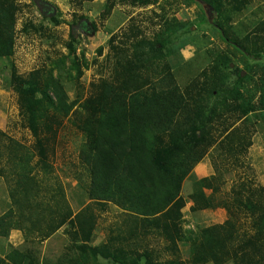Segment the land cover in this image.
Segmentation results:
<instances>
[{"label":"trees","instance_id":"16d2710c","mask_svg":"<svg viewBox=\"0 0 264 264\" xmlns=\"http://www.w3.org/2000/svg\"><path fill=\"white\" fill-rule=\"evenodd\" d=\"M201 1L226 19L245 4H241L245 0ZM106 9H110L108 4ZM17 13L18 0H0V58L9 59L15 53ZM185 24L179 20L170 23L167 31L171 38L160 35L155 40L132 42L131 52L129 48L113 45L118 49L113 79L102 80L99 89L84 101L70 97L53 69L41 79L36 71L21 76L12 67L11 85L18 93L20 108L36 144L35 148L28 146L0 129V156L9 163L0 172L8 173L15 183L10 189L13 204L0 216V236L7 237L12 229H19L26 237L38 231L39 236L47 238L66 226L68 233L74 234L68 247L71 251L62 254L56 262L45 264H185L177 257L161 258L163 250L149 247L141 252L145 237L144 232L140 233L142 227L148 234L154 233L167 242L164 251L170 249L175 253L179 242H189L197 264L211 260L216 264L226 260L235 264H264V185L242 179L228 193L222 191L225 184L222 170L201 178L192 172L216 143L221 147L219 158L224 161L251 146L253 124L248 122L255 121L256 125L262 119L264 124V76L247 98L241 87L252 75L244 69H232L229 53L222 52L214 59L213 73L206 72L204 79L194 80L192 87L183 88L170 69L164 72L157 67L168 55L163 52L167 43H176L177 50L183 48L172 34L179 36ZM217 25L225 40L232 39L219 20ZM187 30H190L188 26ZM238 37L232 41L244 55L264 56V41L260 42L256 36L250 40V35H246L243 44V39ZM72 38V41L76 39L73 34ZM68 47L64 59L72 57L70 68L76 69L80 76V60L74 57L76 47L73 42ZM231 70L237 74L233 78ZM155 72L163 73L155 76ZM257 92V102L253 103ZM78 105L86 113L79 123L86 136L80 155L90 172L91 202L74 214L65 195L62 193L57 198L53 192L56 190L50 185H46L45 195L40 197L42 188L34 174L36 165L50 166L46 161L48 137L41 130H52L53 122H59L62 115L69 116ZM225 112H238V119L247 121L245 127L229 130L232 123L223 121ZM252 113L254 116L250 117ZM218 122L224 124L223 129L216 125ZM214 131L219 135L215 136ZM41 168L48 172L46 167ZM189 176L194 178L196 187L190 195L193 211L218 207L228 211L233 207L246 210L252 213L255 234L242 233L237 220L230 217L196 233L191 231L187 236L181 225L186 203L182 190ZM206 189L211 191L206 193ZM93 203L103 207L107 203L117 205L129 216L128 228L120 229L122 233L110 236L106 242L93 244L96 226ZM0 262L40 264V259L30 247H14L5 257H0Z\"/></svg>","mask_w":264,"mask_h":264},{"label":"rangeland","instance_id":"374dc122","mask_svg":"<svg viewBox=\"0 0 264 264\" xmlns=\"http://www.w3.org/2000/svg\"><path fill=\"white\" fill-rule=\"evenodd\" d=\"M45 1L56 7L55 14L42 11L35 0H18L15 53L9 59L0 58V129L33 148H35L36 138L20 108L18 93L11 85L13 66L21 76H28L32 71H36L39 76H42L41 79L50 74L53 69V74L60 77L70 97L72 99L80 97L81 101H84L99 89L98 85L102 80L113 79L114 60L118 47L129 48L131 52V44L137 40H155L160 35L166 39L171 38L167 27L170 23L179 20L186 23L185 28L177 37H173L172 34V38L180 46L183 45V48H179L178 51L176 43H167L163 47V52L168 55L158 62L160 67L157 69L164 72L170 69L183 88L190 87L194 80L204 79L206 72L213 73L211 68L212 64H215L214 59L218 53L222 52L229 53L232 69H244L246 73L252 75V78L245 80L241 87L247 98L250 97L251 92L254 93L255 83L264 76V56L261 58L248 54L246 56L240 50L241 48L236 49L232 41L238 36V39L242 40L246 35H250V40H254L256 36L260 42L264 41V0L243 1L241 4L245 3L244 6L241 5L240 9L234 10L230 19L219 16L201 0H153L148 4L132 3L131 0ZM229 1L236 3L233 0ZM107 4L110 6L109 10L106 9ZM52 16L56 18L53 19ZM217 20L230 31L229 35L232 39L228 41L222 37ZM84 23H89L88 27L83 26ZM187 26L190 30H187ZM72 34L76 38L74 41H72ZM69 42H73L76 47L74 57L77 56L80 60L82 69L80 76L76 69L70 68L72 57L64 59L69 53ZM115 44L116 49L113 46ZM158 46L160 47L161 44ZM62 59L65 60L64 64L61 62ZM167 65L169 67H166ZM230 72L231 78H233L232 75H237L232 70ZM162 73L155 72V76H161ZM258 95V92L254 95L253 103L257 102ZM81 111L78 105L69 116L62 115L59 122H53L52 130L45 128L41 130L43 136L48 137L46 161L50 166L36 165L39 158L34 159V164L38 167L34 179H37L42 188L39 196L43 197L46 185H50L56 190L53 192L57 198H60L62 193L65 195L74 214L91 202L90 172L80 155L81 145L86 140L84 131L79 126L80 117L86 116V113ZM238 116V112H225L223 121L228 120L232 123L229 130L245 127L247 121L243 118L239 120ZM253 116L254 113L250 115V117ZM262 121L261 119V123L256 125L255 121L248 122L253 124L250 127L254 135L251 136L252 144L246 151L236 152L224 161L219 158L221 147L216 143L205 155V161L212 167L211 171L214 173L218 170L223 171L225 179V184L222 186L223 192L231 193L233 186H237L239 184L237 182L242 179L264 185V124ZM216 125L220 129L224 128L221 122ZM214 135L218 136L219 132L214 131ZM254 146L255 155L252 154ZM6 160L0 156V170L9 166ZM41 167H46L48 172ZM193 174L201 178L194 172ZM199 174L202 175L203 171ZM13 185L15 183L8 173L0 172V211H7L12 206L10 189ZM195 188L194 178L187 177L182 190L186 203L182 209L184 215L181 221L182 229L187 236L191 235L189 233L191 231L196 233L203 227L223 223L230 217L237 220L236 223L242 233H247L248 236L255 234L252 213L246 210L233 207L231 211H228L225 207H218L193 211L194 201L190 195ZM210 191V189L205 190L206 193ZM92 207L96 217L93 244L99 245L106 242L110 236L122 233L120 229L128 228L126 220L129 216L117 205L107 203L103 207L93 203ZM20 231L22 233L20 238L23 240L21 243L16 237H10V235L0 237V257H5L14 247H30L39 256L40 264H45L56 262L62 254L71 251L68 247L72 243L71 238L74 234H69L66 226L47 238L39 236L38 231L28 237L22 230ZM142 232L145 233L143 235L145 237L143 247L140 248L141 252L151 247L149 249L163 250L160 254L163 259L177 257L185 264H197L193 260L189 242H179L173 253L170 249L164 251L163 247L167 245V242L158 235L148 234L147 230L141 227L140 233ZM0 264L3 263L0 262ZM198 264L216 263L211 260ZM223 264L235 263L226 260Z\"/></svg>","mask_w":264,"mask_h":264},{"label":"crops","instance_id":"0c3cea01","mask_svg":"<svg viewBox=\"0 0 264 264\" xmlns=\"http://www.w3.org/2000/svg\"><path fill=\"white\" fill-rule=\"evenodd\" d=\"M252 154L255 155V146L252 149ZM205 157L200 162H198L194 166V168L192 170V172H194L195 174H197V175H199L201 177L209 176V175H212L214 173L213 171L210 170V168L212 169V167H211V165L208 162L205 161V159H206ZM200 171H203V174L202 175L199 174ZM9 202H10V200H9ZM4 212H5L4 210H1L0 211V216ZM11 231L12 232H10V237H16L17 238V241L19 243H21L23 241L22 238H20V237H22L21 231L19 229H12ZM0 237H3V236H0ZM3 256H5V255H3Z\"/></svg>","mask_w":264,"mask_h":264},{"label":"water","instance_id":"95a60500","mask_svg":"<svg viewBox=\"0 0 264 264\" xmlns=\"http://www.w3.org/2000/svg\"><path fill=\"white\" fill-rule=\"evenodd\" d=\"M35 1L38 3V5L40 6L42 11H45L46 13H50V14L56 13L57 9L53 4H51L45 0H35ZM207 5L210 8H212V10H214L212 6H210L209 4H207Z\"/></svg>","mask_w":264,"mask_h":264},{"label":"flooded vegetation","instance_id":"af4514ba","mask_svg":"<svg viewBox=\"0 0 264 264\" xmlns=\"http://www.w3.org/2000/svg\"><path fill=\"white\" fill-rule=\"evenodd\" d=\"M89 23H84L83 26L88 27Z\"/></svg>","mask_w":264,"mask_h":264}]
</instances>
